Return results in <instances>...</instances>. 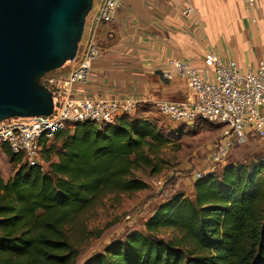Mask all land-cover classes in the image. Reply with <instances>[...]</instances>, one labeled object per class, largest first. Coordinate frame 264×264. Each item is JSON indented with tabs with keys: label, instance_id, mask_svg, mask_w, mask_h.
Instances as JSON below:
<instances>
[{
	"label": "trees",
	"instance_id": "obj_1",
	"mask_svg": "<svg viewBox=\"0 0 264 264\" xmlns=\"http://www.w3.org/2000/svg\"><path fill=\"white\" fill-rule=\"evenodd\" d=\"M137 113L56 132L42 143L46 171L1 146L16 169L7 181L0 175V264H76L79 252L67 228L108 194L148 188L133 171L149 166L146 151L167 139ZM143 228L110 241L82 264H264V161L228 164L220 174L194 179L192 199L170 195ZM163 229L176 237H159Z\"/></svg>",
	"mask_w": 264,
	"mask_h": 264
},
{
	"label": "built area",
	"instance_id": "obj_2",
	"mask_svg": "<svg viewBox=\"0 0 264 264\" xmlns=\"http://www.w3.org/2000/svg\"><path fill=\"white\" fill-rule=\"evenodd\" d=\"M257 1L241 0L251 11L255 10ZM120 4L121 0L94 1L85 24L86 38L80 42L74 59L66 63L70 66L67 75L44 81L53 93L51 115L0 121L1 145L21 156L29 166H35L41 163L43 141L51 142L56 132L83 121L113 124L119 116L134 113L140 104L152 106L160 116L173 123L205 121L220 126L219 136L209 150L212 164H221L235 143L247 135L264 142V58L255 70H243L234 61H221L209 49L207 59L212 73H200L184 61L170 60L168 66L185 79L191 91L190 97L183 101L75 97V87L87 84L91 63L100 56L95 42L96 30L101 24L113 22ZM182 14L190 16L191 6L185 7ZM252 22H256L255 17ZM162 73L164 78L170 77V73ZM206 173L209 172L195 173V179Z\"/></svg>",
	"mask_w": 264,
	"mask_h": 264
},
{
	"label": "crops",
	"instance_id": "obj_3",
	"mask_svg": "<svg viewBox=\"0 0 264 264\" xmlns=\"http://www.w3.org/2000/svg\"><path fill=\"white\" fill-rule=\"evenodd\" d=\"M236 2L240 22L218 29L205 19L204 0H121L113 22L98 26L100 56L91 63L87 84L76 86L74 96L145 101L168 94L187 99L189 87L171 83L180 76L168 62L184 61L200 73H212L209 49L221 61L255 70L264 58V0L257 1L254 11ZM187 6L192 8L188 17L182 14ZM158 70L170 77L161 81L155 75ZM68 71L64 67L58 78ZM139 107L137 111L145 114Z\"/></svg>",
	"mask_w": 264,
	"mask_h": 264
},
{
	"label": "rangeland",
	"instance_id": "obj_4",
	"mask_svg": "<svg viewBox=\"0 0 264 264\" xmlns=\"http://www.w3.org/2000/svg\"><path fill=\"white\" fill-rule=\"evenodd\" d=\"M236 3V0H204L203 9L209 26L229 29L230 25L238 24L240 21ZM94 5L96 6V2ZM88 20L89 15L86 23ZM86 28L87 26L81 41L86 38ZM98 34L99 28L95 33V40ZM64 67L68 69L70 66L65 64ZM64 67L46 74L42 81L58 78ZM177 78L176 76L172 79L171 83L186 87L185 79ZM161 99L186 100L168 94ZM145 107H139L145 114L140 111L137 114L154 121L160 133L167 139L166 145L146 151L150 160L149 166L133 171V175L144 181L148 188L131 194H108L87 208L67 228V238L79 252L76 264H82L93 254L102 251L107 243L121 239L128 231L143 232L144 221L170 195L182 193L184 197L192 199L195 173L220 174L228 164L247 165L259 160L264 161V142L253 135H247L235 143L221 164H212L209 150L219 136L220 126L205 121L193 124L173 123L160 116L152 106ZM1 146L0 144V175L7 181L14 174L16 167L9 163ZM58 146L59 142H56V147ZM52 160H56V157H52ZM40 164L46 171L47 164L42 160ZM176 235L172 230L163 229L159 232V237L164 239H173Z\"/></svg>",
	"mask_w": 264,
	"mask_h": 264
},
{
	"label": "water",
	"instance_id": "obj_5",
	"mask_svg": "<svg viewBox=\"0 0 264 264\" xmlns=\"http://www.w3.org/2000/svg\"><path fill=\"white\" fill-rule=\"evenodd\" d=\"M94 1L0 0V121L51 115L42 79L74 59Z\"/></svg>",
	"mask_w": 264,
	"mask_h": 264
}]
</instances>
